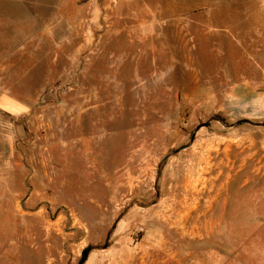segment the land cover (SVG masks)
<instances>
[{
    "label": "rangeland",
    "instance_id": "rangeland-1",
    "mask_svg": "<svg viewBox=\"0 0 264 264\" xmlns=\"http://www.w3.org/2000/svg\"><path fill=\"white\" fill-rule=\"evenodd\" d=\"M0 9L29 42L7 74L29 111L0 113V264H264V126L223 108L264 70V0Z\"/></svg>",
    "mask_w": 264,
    "mask_h": 264
},
{
    "label": "crops",
    "instance_id": "crops-1",
    "mask_svg": "<svg viewBox=\"0 0 264 264\" xmlns=\"http://www.w3.org/2000/svg\"><path fill=\"white\" fill-rule=\"evenodd\" d=\"M9 14L7 18L4 17L0 9V113L18 117L26 114L29 108L15 98L18 93L9 85L7 74L12 68L11 58L17 54L25 57L29 42L26 34L19 43L17 41L19 34L13 35L5 31L7 27L13 25L12 11ZM31 44L34 47L35 42L32 41ZM33 53L32 59L35 56ZM256 68L258 75L260 73L259 78L241 77L237 83L229 85L224 93V113L230 121H243L264 126V70L258 65ZM12 156V149L10 153L8 150L7 154L0 151V160L4 157L9 160Z\"/></svg>",
    "mask_w": 264,
    "mask_h": 264
},
{
    "label": "trees",
    "instance_id": "trees-1",
    "mask_svg": "<svg viewBox=\"0 0 264 264\" xmlns=\"http://www.w3.org/2000/svg\"><path fill=\"white\" fill-rule=\"evenodd\" d=\"M87 253V250L84 252V255Z\"/></svg>",
    "mask_w": 264,
    "mask_h": 264
},
{
    "label": "water",
    "instance_id": "water-1",
    "mask_svg": "<svg viewBox=\"0 0 264 264\" xmlns=\"http://www.w3.org/2000/svg\"><path fill=\"white\" fill-rule=\"evenodd\" d=\"M180 149H183V148H180Z\"/></svg>",
    "mask_w": 264,
    "mask_h": 264
}]
</instances>
